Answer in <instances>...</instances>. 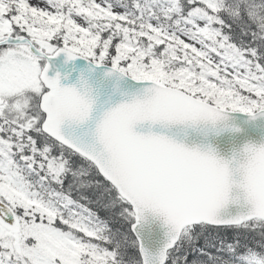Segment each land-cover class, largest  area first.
<instances>
[{"label":"snow or ice","instance_id":"snow-or-ice-1","mask_svg":"<svg viewBox=\"0 0 264 264\" xmlns=\"http://www.w3.org/2000/svg\"><path fill=\"white\" fill-rule=\"evenodd\" d=\"M259 118L264 0H0V264H264Z\"/></svg>","mask_w":264,"mask_h":264},{"label":"water","instance_id":"water-1","mask_svg":"<svg viewBox=\"0 0 264 264\" xmlns=\"http://www.w3.org/2000/svg\"><path fill=\"white\" fill-rule=\"evenodd\" d=\"M50 63V68H49V75H54L57 71L63 73L65 71V65H64V57L63 54H61L59 57L54 58L52 61L49 62ZM84 64L83 61L81 60H76V61H72L70 62V64L68 66L71 65H76L79 67H82ZM97 78H99V74H97ZM67 81L62 80L61 83H66ZM107 85L110 88V84L111 81H107L106 82ZM102 99L104 98L103 96L101 97ZM113 102L115 103L116 101L119 100V97L114 96L113 98ZM237 120V122H240L242 120H245L246 117H244L242 114H233ZM245 128L246 133H250L252 138L255 140H259L260 136L262 134H264V118H259L257 119L255 122L246 124V125H242ZM218 142L220 143V146L222 148L227 147L228 144V137L227 135H225L222 138H219ZM238 142V141H237Z\"/></svg>","mask_w":264,"mask_h":264},{"label":"trees","instance_id":"trees-1","mask_svg":"<svg viewBox=\"0 0 264 264\" xmlns=\"http://www.w3.org/2000/svg\"><path fill=\"white\" fill-rule=\"evenodd\" d=\"M100 215L103 217L105 215V213L101 212Z\"/></svg>","mask_w":264,"mask_h":264},{"label":"rangeland","instance_id":"rangeland-1","mask_svg":"<svg viewBox=\"0 0 264 264\" xmlns=\"http://www.w3.org/2000/svg\"><path fill=\"white\" fill-rule=\"evenodd\" d=\"M33 2H35V0H33Z\"/></svg>","mask_w":264,"mask_h":264}]
</instances>
